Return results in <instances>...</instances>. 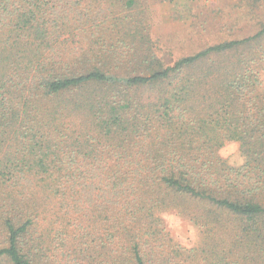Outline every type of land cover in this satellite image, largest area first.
I'll use <instances>...</instances> for the list:
<instances>
[{
    "label": "trees",
    "instance_id": "obj_1",
    "mask_svg": "<svg viewBox=\"0 0 264 264\" xmlns=\"http://www.w3.org/2000/svg\"><path fill=\"white\" fill-rule=\"evenodd\" d=\"M136 8L0 0V264H264V27L163 65Z\"/></svg>",
    "mask_w": 264,
    "mask_h": 264
},
{
    "label": "rangeland",
    "instance_id": "obj_2",
    "mask_svg": "<svg viewBox=\"0 0 264 264\" xmlns=\"http://www.w3.org/2000/svg\"><path fill=\"white\" fill-rule=\"evenodd\" d=\"M136 1L137 8L131 13L141 22L138 37L142 33L146 47L140 50L163 65H172L216 44L251 37L264 27V0ZM250 48L252 53L263 55L264 63V37L251 43ZM219 156L233 167L244 162L236 142L226 143ZM164 222L183 247L197 241V229L182 218L169 213Z\"/></svg>",
    "mask_w": 264,
    "mask_h": 264
}]
</instances>
